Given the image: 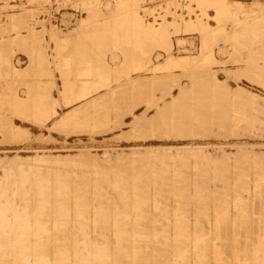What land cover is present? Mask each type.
Listing matches in <instances>:
<instances>
[{
    "label": "rangeland",
    "instance_id": "rangeland-1",
    "mask_svg": "<svg viewBox=\"0 0 264 264\" xmlns=\"http://www.w3.org/2000/svg\"><path fill=\"white\" fill-rule=\"evenodd\" d=\"M0 217L14 264H264V0H0Z\"/></svg>",
    "mask_w": 264,
    "mask_h": 264
},
{
    "label": "bare ground",
    "instance_id": "bare-ground-1",
    "mask_svg": "<svg viewBox=\"0 0 264 264\" xmlns=\"http://www.w3.org/2000/svg\"><path fill=\"white\" fill-rule=\"evenodd\" d=\"M126 31H127V30H126ZM126 31H124V33H126ZM73 58H74V57H73ZM62 60H63V59H62ZM66 61H67V60H66ZM69 62H70V60H69ZM67 64H68V63H67ZM62 65H63V64H62ZM67 69H68V68H67ZM68 80H69V79H68ZM191 81H192V80H191ZM65 82H66V80H65ZM65 82H64V84H65ZM69 82H70V81H69ZM70 83H71V82H70ZM67 85H68V83L66 84V86H67ZM71 85H72V83H71ZM114 169H115V168H114ZM112 175H113V174H112ZM193 177H194V176H193ZM236 182H237V181H236ZM17 183H18V182H17ZM61 183H62V182H61ZM132 183H133V182H132ZM49 184H50V182H49ZM184 184H185V183H184ZM25 186H26V185H25ZM53 186H54V185H53ZM133 187H134V186H133ZM143 187H145V186H143ZM143 187H140V188H143ZM38 188H39V187H38ZM66 188H67V187H66ZM46 189H47V188H46ZM68 189H69V187H68ZM123 189L126 190V187L123 188ZM143 189H144V188H143ZM39 190H40V189H39ZM44 190H45V188H44ZM56 190H57V189H56ZM58 190H59V188H58ZM64 190H66V189H64ZM64 190H62V191H64ZM127 190H128V189H127ZM127 190H126V191H127ZM139 190H140V189H139ZM146 190H147V189H146ZM47 191H49V189H47ZM59 191H60V190H59ZM59 191H58V192H59ZM67 191H68V190H67ZM69 191H70V190H69ZM71 191H72V190H71ZM126 191H125V193H126ZM217 191H218V190H217ZM44 192H45V191H44ZM56 192H57V191H56ZM132 192H133V191H132ZM135 192H136V191H135ZM140 192L142 193L143 191H140ZM140 192H139V193H140ZM41 193H43V190H41ZM45 193H46V192H45ZM65 193H66V191L64 192V195H65ZM68 193H69V192H68ZM70 193H71V192H70ZM46 194H47V193H46ZM48 194H50V193H48ZM71 194H72V193H71ZM95 194H96V193H95ZM127 194H128V193H127ZM127 194H126V195H127ZM133 194H134V193H133ZM133 194H131V195L133 196ZM136 194H138V193H136ZM223 194H224V193H223ZM35 195H37V194H35ZM39 195H40V191H39ZM44 195H45V194H44ZM59 195L61 196L62 194L59 193ZM64 195H62V196H64ZM75 195H76V194H75ZM79 195H80V193H79L77 196H79ZM140 195H141V194H139V195H137V196H140ZM37 196H38V195H37ZM41 196H43V195H41ZM69 196H70V194H69ZM127 196H128V195H127ZM127 196H126V197H127ZM137 196H136V197H137ZM141 196H142V195H141ZM201 196H202V195H201ZM67 197H68V196H67ZM70 197H71V196H70ZM70 197H69V199H70ZM202 197H203V196H202ZM229 197H230V196H229ZM56 198H57V197H56ZM60 198H61V197H60ZM62 198H63V197H62ZM77 198H79V200H82V197H81V199H80V196H79V197H76V199H77ZM101 198H102V197H101ZM123 198H124V197L122 196V199H123ZM36 199H37V198H36ZM44 199H46V198H44ZM74 199H75V198H74ZM120 199H121V198H120ZM126 199H128V198H126ZM126 199H125V200H126ZM131 199H132V198H131ZM137 199H138V198H137ZM57 200H58V199H57ZM59 200H60V199H59ZM88 200H89V199H88ZM133 200H134V199H133ZM36 201H37V200H36ZM42 201H43V198H42ZM45 201L47 202V200H45ZM45 201H44V202H45ZM49 201H51V200L48 199V202H49ZM67 201H68V200H67ZM71 201H72V200H71ZM75 201H78V200H75ZM136 201H137V200H136ZM140 201H141V200H140ZM48 202H47L46 204L51 203V202H49V203H48ZM78 202H80V201H78ZM81 202H82V201H81ZM102 202H103V201H102ZM122 202H123V201H122ZM126 202H127V201H126ZM133 202H134V201H133ZM63 203H64V202H63ZM74 203H76V202H74ZM74 203H73V204H74ZM131 203H132V202H131ZM134 203H135V202H134ZM138 203H139V202H138ZM102 204H103V203H102ZM123 204H124V203H123ZM127 204H128V202H127ZM42 205H43V204H42ZM42 205H41V206H42ZM71 205H72V204H71ZM74 205H75V204H74ZM83 205H84V204H83ZM100 205H101V204H100ZM128 205H129V204H128ZM43 206H44V205H43ZM53 206H54V205H53ZM85 206H86V205H85ZM101 206H103V205H101ZM135 206H136V204H135ZM137 206H138V205H137ZM59 207H60V206H59ZM63 207H64V205H63ZM124 207H125V206H124ZM126 207H127V206H126ZM140 207H141V206H139V208H140ZM131 208H132V207H131ZM131 208H130V209H131ZM233 208H234V207H233ZM60 209H61V208H60ZM60 209H59V212H60ZM73 209H74V208H73ZM97 209H98V208H97ZM100 209H102V208H100ZM103 209H104V208H103ZM118 209H119V208H118ZM128 209H129V208H128ZM135 209H136V208H135ZM43 210H44V209L42 208V211H43ZM48 210H49V209H48ZM61 210H62V209H61ZM109 210H110V209H109ZM157 210H158V209H157ZM259 210H260V209H259ZM56 211H58V210H56ZM97 211H98V210H97ZM100 211H101V210H100ZM102 211H104V210H102ZM106 211H107V210H106ZM117 211H118V210H117ZM132 211H133V210H132ZM135 211H136V210H135ZM224 211H225V210H224ZM43 212H44V211H43ZM43 212H42V213H43ZM49 212H50V210H49ZM54 212H55V211H54ZM61 212H64V209H63V211H61ZM61 212H60V214H61ZM72 212H73V211H72ZM87 212H88V211H87ZM107 212H109V211H107ZM138 212H140V211L137 210L136 213L139 214ZM225 212H226V211H225ZM225 212H224V213H225ZM244 212H245V211H244ZM244 212H243V213H244ZM45 213H46V212H45ZM65 213H66V212H65ZM79 213H81V212H79ZM83 213H84V212H83ZM99 213H100V212H99ZM104 213H105V212H104ZM123 213H124V212H123ZM243 213H242V214H243ZM17 214H18V213H17ZM62 214H63V213H62ZM62 214H61V216H62ZM67 214H68V213H67ZM69 214H70V213H69ZM73 214H74V213H73ZM90 214H91V213H90ZM90 214H89V215H90ZM107 214H109V213H107ZM238 214H239V213H238ZM238 214H237V215H238ZM4 215L6 216V214H4ZM64 215H66V214H64ZM64 215H63V216H64ZM78 215H80V214H78ZM78 215H75V217L78 216ZM97 215H99V214H97ZM104 215H105V214H104ZM111 215H112V214H111ZM132 215H134V214H132ZM1 216H2V215H1ZM12 216H13V215H12ZM12 216H11V217H12ZM68 216H73V215H67V217H68ZM80 216H81V215H80ZM138 216H139V215H138ZM223 216H224V214H223ZM2 217H3V216H2ZM9 217H10V216H9ZM14 217H16V216H14ZM20 217H21V215H20ZM65 217H66V216H65ZM103 217H104V216H103ZM105 217H106V215H105ZM107 217H108V216H107ZM107 217H106V218H107ZM124 217H125V216H124ZM0 218H1V217H0ZM17 218H18V217H17ZM17 218L13 219V221H15V223H16V220H18ZM22 218H23V217H21V219H22ZM25 218H26V217H25ZM25 218H24V219H25ZM70 218H71V217H70ZM70 218H67V219L65 218L66 220H64V218H63V220H64L63 222H65L66 224L68 223L67 226L70 225V224L72 223V222H70V224H69V221L66 222V221H67L68 219H70ZM81 218H82V217H81ZM114 218H115V217H114ZM116 218H118V215L116 216ZM7 219H8V218L6 217V220H7ZM21 219H20V220H21ZM24 219H23V220H24ZM29 219H30V218H28V220H29ZM61 219H62V218H61ZM83 219H84V218H83ZM85 219H86V218H85ZM104 219H105V218H104ZM107 219H108V218H107ZM107 219H105V220L107 221ZM138 219H140V218H138ZM180 219H181V218H180ZM3 220L6 221L5 219H3ZM8 220H9V219H8ZM23 220L20 221V223L22 222V223H21L22 225L24 224V223H23ZM59 220H60V219H59ZM71 220H72V219H71ZM74 220H75V219H74ZM77 220L80 221L79 219H77ZM77 220H76V221H77ZM89 220H90V218H89ZM100 220H101V219H100ZM116 220H117V219H116ZM118 220L120 221V218H119ZM118 220H117V221H118ZM124 220H125V219H123V221H124ZM220 220H221V219H220ZM0 221H1V220H0ZM4 221H3V223H4ZM10 221H11V220H10ZM10 221H9V224H8V225L11 224ZM18 221H19V220H18ZM61 221H62V220H61ZM83 221H84V220H83ZM83 221H82V223H83ZM95 221H96V220H95ZM95 221H93V222H95ZM102 221H103V220H102ZM117 221H116V222H117ZM134 221H135V220H134ZM215 221H216V220H215ZM37 222H38V221H37ZM59 222H60V221H59ZM59 222H58V223H59ZM84 222L86 223V221H84ZM108 222H110V221H108ZM129 222H130V221H129ZM138 222H140V221L138 220ZM180 222H181V221H180ZM236 222H237V221H236ZM15 223L13 222L12 225H15ZM28 223H29V222L27 221L26 224L29 225ZM61 223H62V222H61ZM61 223H59L58 225H60ZM82 223H81V224H82ZM87 223H88V222H87ZM97 223H98V222H97ZM97 223H96V224H97ZM100 223H101V222H100ZM103 223H104V222H103ZM112 223H113V224H112L113 226L116 224V223H114V219H113V222H112ZM131 223H132V222H131ZM134 223H135V222H134ZM136 223H137V222H136ZM177 223H178V221H177ZM215 223H216V222H215ZM21 224H19L21 227L18 226V227L16 228V230H18V229L21 230V228H22V225H21ZM31 224H32V223H31ZM55 224H56V223H55ZM66 224H65V225H66ZM74 224H75V225H78V224H80V222H78V224H77V222H74ZM93 224H94V223H93ZM104 224H105V223H104ZM108 224H109V223H107V225H108ZM117 224L120 225L119 222H117ZM122 224H123V223H122ZM139 224H140V223H139ZM1 225H2V224H0V229L2 228ZM5 225H6V224H5ZM5 225H4V227H3L4 229L6 228ZM17 225H18V222L16 223V226H17ZM43 225H44V222H43ZM43 225H41L40 228H39V226H38L39 230L42 228ZM62 225H64V223H63ZM71 225H72V224H71ZM83 225H84V224H83ZM126 225H127V223H126ZM179 225H180V223H179ZM179 225H176V224H175L174 226L176 227V226H179ZM184 225H185V224H184ZM6 226H7V225H6ZM23 226H24V225H23ZM55 226H56V225H55ZM73 226H74V225H73ZM78 226H79V225H78ZM84 226H85V225H84ZM84 226H83V227H84ZM86 226H87V225H86ZM133 226H134V224H133ZM135 226H136V224H135ZM137 226H139L138 223H137ZM137 226L135 227V229H133L134 227H132V229H130V230H135V231H136V230H137V229H136ZM174 226H173V227H174ZM182 226H183V223H182ZM215 226H216V225H215ZM7 227H8V226H7ZM19 227H20V228H19ZM26 227H27V226H26ZM29 227H30V226H29ZM32 227H33V226H31V228H32ZM35 227H36V226H34V229H35V230H33V231L36 232V229H37V228H35ZM45 227H46V226H45ZM45 227H43L44 230H45ZM56 227H57V226H56ZM63 227H64V226H63ZM79 227H80V226H79ZM81 227H82V225H81ZM83 227H82V228H83ZM108 227L110 228V226H108ZM115 227H116V226H115ZM124 227H125V226H124V224H123V228H122V227H121V228H122V229H125V228H126L125 230H128L131 226L128 227V229H127V226H126L125 228H124ZM175 227H174V228H175ZM180 227H181V226H179V228H180ZM188 227H189V226H188ZM24 228H25V227H24ZM65 228H66V227H65ZM82 228H80V229H82ZM121 228H120V229H121ZM138 228H139V227H138ZM143 228H144V227H143ZM176 228H177V227H176ZM179 228H178V230L176 229V230L178 231V234H179V231H182V228H180V230H179ZM8 229H9V228H8ZM43 229H41V230L44 231ZM115 229H116V228H115ZM122 229L119 230V233L122 231ZM184 229H185V227L183 228V233H184V231H185ZM10 230H11V225H10ZM12 230H13V229H12ZM20 230H19L18 232L21 233ZM23 230H25V229H23ZM26 230H27V229H26ZM30 230H31V229H30ZM39 230H38V231H39ZM84 230H85V229H84ZM130 230H128V231H130ZM143 230H144V232L141 231V230H140V231H141L142 233H145V228H144ZM147 230H148V229H147ZM173 230H174V229H173ZM6 231H7V228H6ZM73 231H74V230H73ZM140 231H139V233H140ZM177 231L174 230V232H176V234H177ZM1 232H3V234H4V230H1ZM11 232H12V231H11ZM11 232H10V233H11ZM14 232H16V231H14ZM22 232H24L23 234L26 235L25 233H26L27 231H26V232H25V231H22ZM39 232H40V231H39ZM39 232H38V233H39ZM115 232H116V230H115ZM117 232H118V230H117ZM117 232H116V235H118ZM133 232H134V231H133ZM133 232H131V233L133 234ZM137 232H138V230H137ZM137 232H135V233H137ZM147 232H148V231H147ZM174 232H173V233H174ZM219 232H220V231H219ZM27 233L29 234L30 232H27ZM31 233H32V230H31ZM31 233H30L29 235H28V234H27V235L30 236ZM33 233H34V232H33ZM33 233H32V234H33ZM45 233H46V232H45ZM121 233H122V232H121ZM124 233H125V232H124ZM127 233H129V232H127ZM127 233H126V235H127ZM142 233H140V234L142 235ZM151 233L155 234V236H156V234H157V233H155L154 231L151 232ZM181 233H182V232H181ZM186 233H187V232H186ZM5 234H6V232H5ZM5 234H4V236H1L2 234H0V237H3V239L6 238L7 236H6ZM7 234H8V233H7ZM17 234H18V233H17ZM21 234H22V233H21ZM21 234H19V235L21 236ZM41 234H42V233H41ZM113 234H114V233H113ZM140 234H139V235H140ZM146 234H150V232H148V233H146ZM178 234H177V235H178ZM15 235H16V234H15ZM15 235H14V236H15ZM19 235H17V236H18V239H21V238L19 237ZM24 235L21 236L22 239H23V242L21 243V240H19L20 242L18 241L19 245H20V244L23 245V244H24V241H25V243H26V240H28V239H29V241H31V239H32L31 236H30V238H31V239H30V238H28L27 236H24ZM44 235H45V234H44ZM47 235H48V234H47ZM116 235H115V234L113 235V236H115V237H114L115 239L117 238ZM126 235H125V237H126ZM158 235H160V233H159ZM161 235H162V233H161ZM163 235H165V233H164ZM173 235H174V234H173ZM173 235H172V236H173ZM182 235H184V234H182ZM182 235H181V236H182ZM226 235H227V234H226ZM5 236H6V237H5ZM34 236H35V235H34ZM34 236H33V237H34ZM118 236H119V235H118ZM128 236H129V234H128ZM145 236H146V235H145ZM150 236H151V235H150ZM150 236L148 235L147 237L150 238ZM152 236H154V235H152ZM175 236H176V235H175ZM8 237H9V234H8ZM8 237H7V238H8ZM11 237H12V236H11ZM35 237H36V236H35ZM120 237H121V235H120ZM134 237H135V235H134ZM136 237H137V236H136ZM162 237H163V236H162ZM166 237H168V235H166ZM177 237H178V236H177ZM179 237H180V236H179ZM185 237H186V236L183 237L184 240H185ZM7 238H6V240H7ZM16 238H17V237H16ZM24 238H25L26 240H24ZM37 238H38V237H36V239H37ZM126 238H127V237H126ZM138 238H139V237H138ZM145 238H146V237H145ZM156 238H157V237H156ZM158 238H159V237H158ZM164 238H165V237H164ZM180 238H181V237H180ZM0 239H1V238H0ZM3 239H2V240H3ZM9 239H10V238H9ZM33 239H34V238H33ZM58 239H59V238H58ZM65 239H66V238H65ZM117 239H118V238H117ZM117 239H116V240H117ZM123 239H124V238H123ZM128 239H129V237H128ZM132 239H133V238H132ZM140 239H141V238H140ZM140 239H139V240H140ZM143 239H144V237H142V240H143ZM154 239H155V238H154ZM171 239H172V238H171ZM177 239H178V238H177ZM259 239H260V237H259ZM4 240H5V239H4ZM68 240H70V239H67V241H68ZM83 240H84V239H83ZM121 240H122V239H121ZM137 240H138V239H137ZM146 240H147V238H146ZM148 240H149V239H148ZM148 240H147V241H148ZM156 240H157V239H156ZM165 240H166V239H165ZM180 240L184 241L183 239H180ZM180 240L175 241V242H176V243H179ZM193 240H194V239H193ZM193 240H192V241H193ZM9 241H10V240H9ZM9 241H7V242L9 243ZM11 241H13V240H11ZM29 241H27V242L29 243ZM32 241L35 242V240H32ZM53 241H54V240H53ZM85 241H87V239H86ZM132 241H134V240H132ZM140 241H141V240H140ZM140 241H139V242H140ZM143 241H145V240H143ZM143 241H142V242H143ZM149 241H150V240H149ZM152 241H153V239H151V242H152ZM163 241H164V240H163ZM168 241H169V240H168ZM168 241H167V242H168ZM173 241H174V239H173ZM173 241H172V242H173ZM260 241H261V240H260ZM262 241H263V240H262ZM1 242H3V241H1ZM7 242H6V243H7ZM13 242H15V239H14ZM33 242H32V243H33ZM38 242H39V241H38ZM38 242H37V244H38ZM48 242H49V241H48ZM55 242H56V241H55ZM58 242H59V241H58ZM117 242H118V241H117ZM121 242H122V241H120V243L118 242V244L120 245ZM126 242H128V241H125V242H124L125 245H126ZM134 242H135V241H134ZM134 242H133V245H134V247H135L136 244H134ZM139 242H138V243H139ZM145 242H146V241H145ZM156 242H158V241H156ZM165 242H166V241H165ZM169 242H170V241H169ZM175 242H174V243H175ZM187 242H188V241H187ZM189 242H190V240H189ZM195 242H196L195 244L197 245V242L199 243V240H198V241L195 240ZM3 243H4V242H3ZM16 243H17V241H16ZM16 243H14V244H16ZM40 243H41V242H40ZM40 243H39V244H40ZM53 243H54V242H53ZM59 243H60V242H59ZM59 243H58V244H59ZM74 243H75V242H74ZM83 243H84V242H83ZM96 243H97V242H96ZM105 243H106V242H105ZM107 243H108V242H107ZM115 243H116V242H115ZM115 243H114V244H115ZM193 243H194V242H193ZM201 243H204V242L202 241ZM214 243H215V242H214ZM247 243H248V242H247ZM1 244H2V243H1ZM1 244H0V251H1V248H2V247H3V249H2V252H0V253H1V254L4 253V255H3V254H2V255L0 254V264H14V263H13V262H14L13 260H16V259H18V260L21 261V259L24 258V257H26L27 254H28V253H26L27 250H25L26 252L23 251L24 248H27V249H29V251H30V249H32L31 247H32V245H33V244H32V245L30 246V244H28V245L30 246V248H28V245H27V247H26L25 244H24V248L20 245L21 248L23 249V250L21 249V251L24 252L23 257H22V253H23V252L20 251V252H18V254H19V253H21V254H19L18 257L15 255V253L12 252V255L14 254L16 257L14 256V257L11 258V257H8V256L6 255L7 253L5 254V251H6V252H8V251H7L6 249L4 250V247H5V246H6V248H7V247L10 246V245L7 246V244H6V245H5V244H2V245H4V246H2ZM10 244H11V243H10ZM12 244H13V243H12ZM26 244H27V243H26ZM35 244H36V242H35ZM37 244H36V245H37ZM39 244H38V245H39ZM55 244H56V243H55ZM55 244H54V245H55ZM58 244H57V245H58ZM76 244H77V243H76ZM76 244H75V246H76ZM85 244H86V243H85ZM90 244H91V242H90ZM102 244H104V243H102ZM102 244H101V245H102ZM108 244H109V243H108ZM108 244H107V245H108ZM116 244H117V243H116ZM129 244H130V243H129ZM139 244H140V243H139ZM139 244H138V246H140ZM142 244H143V243H142ZM142 244H141V245H142ZM146 244H147V243H146ZM146 244H145V245H146ZM148 244H149V243H148ZM148 244H147V246H150V245H151V244H149V245H148ZM155 244H156V243H155ZM164 244H165V243H164ZM167 244H168V243H167ZM180 244H181V245L183 244V247L185 246V245H184V242H182V243H180ZM38 245H37V246H38ZM63 245H64V244H63ZM72 245H73V244H72ZM78 245H79V244H78ZM99 245H100V244H99ZM127 245H128V243H127ZM131 245H132V243H131ZM152 245L155 246L154 243H153ZM152 245H151V246H152ZM158 245H160V244H158ZM158 245H157V247H158ZM165 245H166V244H165ZM171 245H172V244H171ZM196 245H194V247H195ZM203 245H205V244H203ZM203 245H202V246H203ZM261 245H262V244H261ZM263 245H264V244H263ZM16 246H17V245H13V248L15 249ZM20 246H19V248H20ZM41 246H42V245H41ZM44 246H45V245H44ZM75 246H73V249H74ZM89 246H90V245H89ZM93 246H94V244H93ZM95 246H97V244H96ZM95 246H94V247H95ZM108 246H109V245H108ZM112 246H113V245H112ZM115 246H116V245H115ZM120 246H121V245H120ZM120 246H119V247H120ZM128 246H129V245H128ZM138 246H137V247H138ZM142 246H143V245H142ZM153 246H152V248L155 249L156 246H155V247H153ZM163 246H164V245H162V248H163ZM174 246H176V244H175ZM174 246L172 245V247H173L175 250H177L178 248H180L179 245L177 246V247H178L177 249H176ZM198 246H200V244H198ZM198 246H197V247H198ZM53 247H54V246H53ZM58 247H59V246H58ZM61 247H62V246H61ZM97 247H99V246H97ZM104 247H105V246H104ZM189 247H190V246H189ZM194 247H193V248H194ZM205 247H206V245H205ZM8 248H9V247H8ZM8 248H7V249H8ZM13 248H12V249H13ZM44 248H46V247H44ZM77 248H78V246H77ZM79 248H82V247H79ZM83 248H84V246H83ZM83 248H82V249H83ZM86 248H87V247H86ZM86 248L83 249V250H85V251H83V252L81 251L82 254H83L84 252L86 253V251H87V253L89 254V251H88V249L86 250ZM88 248H89V247H88ZM100 248H101V247H100ZM100 248H98V250H99ZM116 248H117V247H116ZM120 248H121V247H120ZM143 248H145V246H144ZM147 248H148V247H147ZM150 248H151V247H150ZM150 248H149V249H150ZM160 248H161V246H159V249H160ZM162 248H161V249H162ZM165 248H166V247H165ZM168 248H169V247H168ZM198 248H199V247H198ZM198 248H196V250H197ZM202 248H203V247H202ZM259 248H260V247H259ZM259 248H258V249H259ZM12 249H11V251H12ZM17 249H18V247H17ZM17 249H15V250H17ZM42 249H43V248H41V251H42ZM48 249H49V248H48ZM63 249H64V248H63ZM73 249H72V250H73ZM94 249H95V251H96V253H97L98 250H96V248H94ZM108 249H109V248H108ZM118 249H119V248H118ZM125 249H126V247H125ZM128 249H130V247H129ZM132 249H133V248H132ZM140 249H141V250H140V252H141V251H142V248H140ZM154 249H153V251H154ZM181 249H182V248L178 249L176 252L179 253V254H176V253H175V254H174V258H172V259H174V260H177L175 264L181 263V262L179 261V257L177 256V255H181V254H180V253H182V251H180ZM261 249H262V248H261ZM263 249H264V248H263ZM33 250H34V249H33ZM33 250H32V251H33ZM43 250H44V249H43ZM65 250H66V249H65ZM65 250H64V252L66 253ZM67 250H68V249H67ZM80 250H81V249H80ZM89 250H90V249H89ZM91 250H92V249H91ZM102 250H105V249H102ZM106 250H107V249H106ZM115 250H116V249H115ZM134 250H136V249L134 248ZM143 250H144V249H143ZM164 250H165V249H164ZM164 250H163V251H164ZM182 250H183V249H182ZM186 250H187V249H186ZM196 250H195V252H196ZM200 250H201V249H200ZM203 250H204V249H203ZM219 250H220V249H219ZM11 251H9V252H11ZM17 251H18V250H17ZM38 251H39V250H38ZM69 251H70V250H68V252H69ZM75 251H76V250H75ZM93 251H94V250H93ZM95 251H94V254H93L94 258H95V255H96ZM108 251H109V250H108ZM112 251L114 252L113 247H112ZM129 251H130V250H129ZM138 251H139V250H138ZM149 251H150V250H149ZM149 251L146 252L147 254L149 253V255L146 256V258L144 257V258L146 259V262H148L147 260H150V257H149L150 254H152L151 257H154V258H155V256L153 255L154 253H151V252H149ZM184 251H185V250H184ZM198 251H199V250H198ZM9 252H8V255H9ZM43 252H44V251H43ZM56 252H57V251H56ZM56 252H55V254H56ZM68 252H67V256H69ZM73 252H74V251H73ZM76 252H77V251H76ZM110 252H111V250H110ZM121 252H122V250H120L118 253H121ZM125 252H126V251H125ZM127 252H128V251H127ZM135 252H137V251H135ZM142 252H143V251H142ZM144 252H145V251H144ZM174 252H175V251H173V253H174ZM192 252H194V251H192ZM202 252H204V251H202ZM25 253H26V254H25ZM37 253H38V252H37ZM60 253H62V251L59 252V254H60ZM65 253H64V254H65ZM74 253H75V252H74ZM74 253H73V254H74ZM78 253H79V252H77V254H78ZM87 253H86V256H87ZM101 253H102V251H100L99 255H100ZM103 253H104V252H103ZM111 253H112V252H111ZM114 253L116 254V251H115ZM123 253H124V252H123ZM123 253H122V255H123ZM137 253H138V252H137ZM158 253H159V251L157 252V254H158ZM164 253H165V252H164ZM187 253H188V251H187ZM187 253H182L181 257L183 256V254H184V255H185V254L187 255ZM196 253H198V252H196ZM196 253H195V254H196ZM200 253H201V252H200ZM255 253L257 254V252H255ZM49 254H50V253H49ZM49 254H48V255H49ZM70 254H71V253H70ZM80 254H81V253H80ZM90 254H91V253H90ZM104 254H105V253H104ZM130 254H131V253H130ZM130 254H129V252H128V255H129V256H130ZM138 254H139V253H138ZM138 254H134V253H133V257H132L133 260L136 261ZM143 254H144V253H143ZM147 254H146V255H147ZM157 254H156V255H157ZM166 254H167V253H165V255H166ZM97 255H98V253H97ZM101 255H102V254H101ZM105 255H106V254H105ZM105 255H103V256L106 257ZM112 255H114V254H112ZM112 255H110V257L107 258V260H109V262H111V263H112V262L115 263L116 261H115L114 258H115L117 255H116L115 257H111ZM120 255H121V254H119L118 256H120ZM158 255H159V254H158ZM160 255H161V254H160ZM167 255H171V253H169V254H167ZM172 255H173V254H172ZM189 255H190V253H189ZM192 255H194V253H193ZM196 255H197V254H196ZM198 255H199V254H198ZM200 255H202V253H201ZM203 255H205V252L203 253ZM214 255H215V254H213V256H214ZM257 255H258V254H257ZM35 256H36V255H35ZM64 256H65V255H64ZM67 256H66V260L68 259ZM70 256H71V255H70ZM77 256H78V255H76V253H75L73 257H74V258L76 257V259H77ZM118 256H117V257H118ZM129 256H127V257L130 258ZM143 256H145V255H142V256H140V257H143ZM194 256H195V255H194ZM37 257H38V256H37ZM44 257H46V256H44ZM55 257H56V256H55ZM59 257L62 258V254H61ZM78 257H79V256H78ZM80 257H81V255H80ZM80 257H79V259H80ZM84 257H85V256H84ZM87 257H88V256H87ZM96 257H97V256H96ZM101 257H102V256H101ZM104 257H103V258H104ZM123 257H124V256H122V258H123ZM127 257L125 256L126 259H123V260H128ZM147 257H148L149 259H147ZM161 257H162V256H161ZM161 257H160V258H161ZM165 257H167V256H165ZM192 257H193V256H192ZM196 257L198 258V256H195L194 258H196ZM204 257H205V256H204ZM255 257H256V256H255ZM41 258L43 259L42 256H41ZM64 258H65V257H64ZM70 258H71V257H70ZM82 258H83V257H82ZM89 258H90V257H88V259H89ZM98 258H99V257H98ZM158 258H159V257H158ZM158 258H157V259H158ZM182 258H183V257H182ZM186 258H187V257H186ZM202 258H203V257H202ZM216 258H217V257H216ZM216 258H215V260H216ZM57 259H59V258L57 257ZM57 259H56V260H57ZM85 259H86V258H85ZM117 259H118V258H116V260H117ZM155 259H156V258H155ZM161 259H163V258H161ZM161 259H160V260H161ZM180 259H181V258H180ZM187 259H188V258H187ZM250 259H251V258H250ZM23 260H24V259H23ZM61 260H62V259H61ZM83 260H84V259H83ZM90 260H92V258H90ZM90 260H89V262L86 261V260H84V264H89V263H90V264H93V263L95 262V260H97V259L95 258V259L93 260V263H91ZM129 260H130V259H129ZM138 260H140V259L138 258ZM141 260H142V258H141ZM158 260H159V259H158ZM165 260H166V259H165ZM193 260H194V259H193ZM193 260H192V261H193ZM196 260H197V259H196ZM198 260H199V259H198ZM215 260H214V261H215ZM254 260H255V259H254ZM254 260H253V261H254ZM36 261H37V260H36ZM41 261H42V260H41ZM57 261H58V260H57ZM63 261H64V260H63ZM63 261H61L60 264H61ZM76 261H77V260H76ZM79 261H80V260H79ZM81 261H82V260H81ZM81 261H80V262H81ZM85 261H86V262H85ZM98 261H101V260L98 259ZM98 261H96V262H98ZM103 261H105V259H104ZM117 261H118V260H117ZM120 261H122V259H121V260L119 259L118 262H120ZM130 261H131V260H130ZM153 261H154V259H153ZM178 261H179V262H178ZM183 261H185V259H184ZM202 261H204V260H202ZM210 261H211V260H210ZM16 262H17V261H15V263H16ZM54 262H55V261H54ZM64 262H65V261H64ZM82 262H83V261H82ZM96 262H95V263H96ZM101 262H102V261H101ZM101 262H100V263H101ZM106 262H107V261H106ZM109 262H108V263H109ZM118 262H117V263H118ZM127 262H129V261H127ZM127 262H126V264H127ZM133 262H134V261H132L131 263H132V264H134V263L136 264V262H134V263H133ZM159 262H160V261H159ZM163 262H164V261H163ZM163 262H162V263H163ZM172 262H173V261H172ZM187 262H188V261H187ZM194 262H195V261H194ZM198 262H199V261H198ZM215 262H216V261H215ZM219 262H220V261H219ZM236 262H237V261H236ZM260 262H261V261H260ZM20 263H22V262H19V264H20ZM28 263H29V262H28ZM41 263H42V262H41ZM41 263H38V264H41ZM56 263H59V262H56ZM103 263H104V262H103ZM121 263H122V262H121ZM141 263H142V262H141ZM141 263H140V264H141ZM149 263H150V262H149ZM154 263H155V262H154ZM154 263H153V264H154ZM183 263H184V262H183ZM183 263H182V264H183ZM188 263H189V262H188ZM200 263L202 264V262H200ZM254 263H255V262H254ZM16 264H18V263H16ZM22 264H25V262L23 261ZM32 264H33V263H32ZM74 264H75V263H74ZM101 264H102V263H101ZM104 264H106V263H104ZM128 264H130V263H128ZM143 264H145V263H143ZM146 264H148V263H146ZM160 264H161V263H160ZM172 264H173V263H172ZM185 264H186V261H185ZM213 264H214V263H213ZM217 264H218V263H217ZM219 264H220V263H219Z\"/></svg>",
    "mask_w": 264,
    "mask_h": 264
}]
</instances>
